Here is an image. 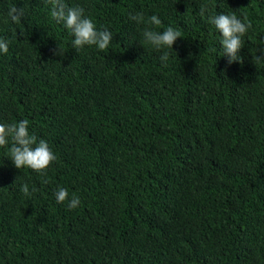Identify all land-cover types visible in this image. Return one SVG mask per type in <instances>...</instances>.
<instances>
[{
	"label": "trees",
	"instance_id": "obj_1",
	"mask_svg": "<svg viewBox=\"0 0 264 264\" xmlns=\"http://www.w3.org/2000/svg\"><path fill=\"white\" fill-rule=\"evenodd\" d=\"M66 3L113 33L109 49H73L49 0H0V121L27 119L57 155L38 173L0 147V264H264V0ZM205 3L251 21L242 62L219 56ZM130 12L180 31L166 61Z\"/></svg>",
	"mask_w": 264,
	"mask_h": 264
},
{
	"label": "clouds",
	"instance_id": "obj_2",
	"mask_svg": "<svg viewBox=\"0 0 264 264\" xmlns=\"http://www.w3.org/2000/svg\"><path fill=\"white\" fill-rule=\"evenodd\" d=\"M49 3L51 18L69 31L73 49L79 50L93 46L102 51L109 49L113 43V33L107 27H98L91 16L86 14L84 7L70 6L66 0H49ZM199 13L202 17L207 16L215 32L218 33L219 56L224 57L228 65L242 62L240 53L245 46V36L252 28L251 21L243 13L237 14V11L231 8L210 12L206 3L200 6ZM5 16L12 23H21L22 19L26 17L25 7H18L16 3H13L7 8ZM128 18L141 29L140 36L143 45L154 51L162 52L160 59L166 61L169 50L174 51V44L178 38L182 37L180 31L173 26L157 30L162 21L156 14L147 17L143 12H130ZM8 51L9 41L6 38H0V54H6ZM261 51L264 53V50ZM63 53L58 47L54 55H63ZM254 59L255 61H264V54L256 56ZM0 147H8L9 151L6 157L16 169L20 170L28 168L43 173L57 160V155L50 147L49 142L44 138H38L30 130L27 119H21L14 123L0 121ZM21 191L25 195H30L27 184L21 185ZM32 191L34 192L35 188ZM55 198L57 203L67 201L69 209L76 208L81 202L79 196L70 194L65 187L56 189Z\"/></svg>",
	"mask_w": 264,
	"mask_h": 264
}]
</instances>
